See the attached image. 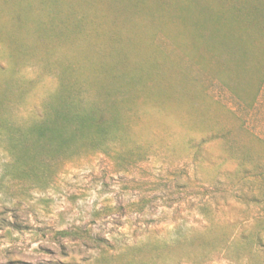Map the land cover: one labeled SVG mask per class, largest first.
<instances>
[{
  "label": "rangeland",
  "instance_id": "rangeland-1",
  "mask_svg": "<svg viewBox=\"0 0 264 264\" xmlns=\"http://www.w3.org/2000/svg\"><path fill=\"white\" fill-rule=\"evenodd\" d=\"M39 1L81 23L0 0V264H264V0Z\"/></svg>",
  "mask_w": 264,
  "mask_h": 264
},
{
  "label": "trees",
  "instance_id": "trees-1",
  "mask_svg": "<svg viewBox=\"0 0 264 264\" xmlns=\"http://www.w3.org/2000/svg\"><path fill=\"white\" fill-rule=\"evenodd\" d=\"M59 6L60 7L56 8V4L54 1L52 3L48 1L43 2L39 0H23L22 3L20 4L17 3V6L13 8V11L9 12V10L7 9L5 14H7L9 18H12L15 24L18 26L20 24L19 22L21 21V15L23 14L22 12L26 11L27 13H30V15H33L35 17V19H32V21L29 22L31 25L30 29H33L34 31H41V29H46L47 34H45V37L50 36V34H52L54 38H60L56 33H55L56 35L54 33H48V31L51 32L49 27L65 28L68 26L74 29H78V26L81 23V17L77 12H75L74 8L71 9L72 7L71 4L67 5V7L66 6L62 7L63 6L62 4ZM62 14H67L69 16V18H67L66 16V21H65L66 24L65 23L62 24L57 21L60 20L59 17ZM22 22L24 21L22 20ZM60 30L61 29L58 30L59 36H61ZM52 31L55 32V29ZM115 101L117 100L116 99H111V101L107 100L108 106L110 107L112 105V107L114 108ZM122 111L123 110L118 111L116 114H108L109 120L96 128L95 141L97 143L100 142L103 139V137H105L108 134V131L111 128V124L115 122L119 113ZM101 112L103 113L105 111L102 110ZM261 197H263V201L261 202H264V195H262Z\"/></svg>",
  "mask_w": 264,
  "mask_h": 264
}]
</instances>
